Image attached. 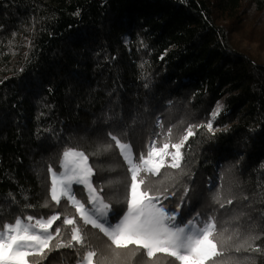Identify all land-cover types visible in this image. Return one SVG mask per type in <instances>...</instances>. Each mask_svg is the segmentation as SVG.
<instances>
[{
    "label": "trees",
    "instance_id": "trees-1",
    "mask_svg": "<svg viewBox=\"0 0 264 264\" xmlns=\"http://www.w3.org/2000/svg\"><path fill=\"white\" fill-rule=\"evenodd\" d=\"M189 126L186 175L167 170L176 195L165 203L217 217L232 237L223 264H264V0H0V224L74 214L50 200L48 168L68 148L89 157L122 215L129 174L118 148L103 151L108 134L127 128L138 155L155 133L171 128L178 142ZM86 232L103 251L107 238ZM77 258L62 248L42 264Z\"/></svg>",
    "mask_w": 264,
    "mask_h": 264
},
{
    "label": "snow or ice",
    "instance_id": "snow-or-ice-1",
    "mask_svg": "<svg viewBox=\"0 0 264 264\" xmlns=\"http://www.w3.org/2000/svg\"><path fill=\"white\" fill-rule=\"evenodd\" d=\"M220 112L218 105L213 119ZM157 127L163 130L164 126L158 121ZM205 127L215 135L217 130L213 129L211 121ZM171 133V128L166 133H155L145 145L146 150L138 155L127 139V128L117 135L108 134L115 145L108 143L103 151L118 148L129 174L124 185L122 215L113 211V205L105 195V186L93 183L95 172L89 157L72 148L63 151L61 170L48 168L50 200L56 207H61L65 201L64 206L70 205L74 214L54 212L47 218L16 216L14 222L0 224V264H42L53 251L62 248L76 253L75 264H129V259L138 255L146 259V264H159L160 254L172 258L173 264H223L220 258L225 256L232 237H225L228 229L218 227L217 217L196 213L186 219L180 212L185 203L183 198L175 207L165 203L176 195L166 186L168 181L174 180V175L168 176L167 170L174 169L186 175L183 171L186 152L182 149L189 137L195 135L193 127L189 126L182 139L172 142ZM74 186H82L86 200L77 197ZM188 192L185 187L184 197ZM213 200L224 207L219 194ZM227 203L233 201L229 199ZM43 207L49 208L52 204L46 202ZM57 221L60 224L53 228ZM87 226L107 238L103 251L89 241ZM62 232L69 234L67 240H63ZM253 250L259 251L258 248ZM236 251L239 252L240 247Z\"/></svg>",
    "mask_w": 264,
    "mask_h": 264
},
{
    "label": "rangeland",
    "instance_id": "rangeland-1",
    "mask_svg": "<svg viewBox=\"0 0 264 264\" xmlns=\"http://www.w3.org/2000/svg\"><path fill=\"white\" fill-rule=\"evenodd\" d=\"M219 106H222L221 104H218ZM217 105V106H218ZM217 106H216V108H217ZM216 110V109H215ZM215 112V111H214ZM75 150H78V149H75ZM78 151H80V150H78ZM62 159V158H61ZM60 164H61V161H60ZM59 167H60V165H59ZM61 170V168L57 171V172H59Z\"/></svg>",
    "mask_w": 264,
    "mask_h": 264
}]
</instances>
